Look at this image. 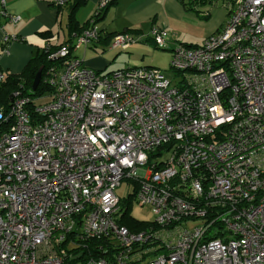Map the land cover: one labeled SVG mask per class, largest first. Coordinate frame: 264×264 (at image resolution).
Segmentation results:
<instances>
[{
	"label": "built area",
	"instance_id": "built-area-1",
	"mask_svg": "<svg viewBox=\"0 0 264 264\" xmlns=\"http://www.w3.org/2000/svg\"><path fill=\"white\" fill-rule=\"evenodd\" d=\"M229 3L221 28L172 50L173 78L86 65L72 52L100 40L93 18L51 54L65 62L47 91L13 93L0 108V264H264V0ZM0 13L21 19L6 0ZM150 38L167 49L174 34L154 25ZM142 41L122 31L111 47ZM124 179L152 208L137 230L121 222Z\"/></svg>",
	"mask_w": 264,
	"mask_h": 264
},
{
	"label": "crops",
	"instance_id": "crops-1",
	"mask_svg": "<svg viewBox=\"0 0 264 264\" xmlns=\"http://www.w3.org/2000/svg\"><path fill=\"white\" fill-rule=\"evenodd\" d=\"M100 1L86 0L72 10L71 2L57 7L54 0H6L8 13L19 15L21 19L14 23L0 13V67L8 73H21L39 50L71 40V21L82 26L95 15ZM222 1L221 14L214 9L218 0H191L188 6L181 0H114L98 21L102 28L100 40L87 48L81 45L73 49V54L81 57L90 67L111 72L105 71L109 65L106 51L120 50L111 47L113 35L129 31L143 35L146 39L144 42L153 43L150 32L154 25L174 34L172 46L167 48L172 54L178 43H202L208 35L225 24L230 3L229 0ZM43 32L50 35L44 36ZM6 37L12 39L4 43ZM133 47L132 44L127 50Z\"/></svg>",
	"mask_w": 264,
	"mask_h": 264
},
{
	"label": "rangeland",
	"instance_id": "rangeland-1",
	"mask_svg": "<svg viewBox=\"0 0 264 264\" xmlns=\"http://www.w3.org/2000/svg\"><path fill=\"white\" fill-rule=\"evenodd\" d=\"M223 1L218 0L215 10L223 13ZM209 5L206 7L208 8ZM198 43L200 41H197ZM169 47L172 46V42L168 43ZM133 49L130 50H107L109 56V65L105 71H116L122 68L138 67V66H157L164 70L167 77H175V71L171 67V52L168 49H162L154 45L151 42H139L133 43ZM113 51V52H112ZM45 100V99H41ZM136 184L132 179H124L121 185L117 188V193L122 198L124 207L127 208L130 218H134L137 222H141L144 225L148 221L153 220V212L150 205H140L136 202L135 197H130L129 194L133 193ZM142 228V227H140ZM77 264H81L78 262Z\"/></svg>",
	"mask_w": 264,
	"mask_h": 264
},
{
	"label": "trees",
	"instance_id": "trees-1",
	"mask_svg": "<svg viewBox=\"0 0 264 264\" xmlns=\"http://www.w3.org/2000/svg\"><path fill=\"white\" fill-rule=\"evenodd\" d=\"M185 5L188 6V3H190L189 0L188 2L186 0H181ZM192 1H199V2H211L213 0H192ZM73 3L72 4V10H75L79 5L84 4L86 0H69L68 3ZM114 2V0H110L108 5L110 3ZM107 5V6H108ZM107 8V7H106ZM106 8L103 10L101 14L94 15L91 19L95 18V20L98 22L99 19L102 17L104 14V11ZM197 11V10H196ZM90 19V20H91ZM90 20H88L86 23H84L82 26H78L77 23L74 21H71L69 24L70 28V34H71V40H68L64 43H68L72 41V34L74 32H81L83 31L86 27L90 25ZM44 36L50 35L48 32H43L42 33ZM63 43L54 46L50 45L48 48H44L43 50H39L37 54L32 57V59L28 62L26 67L21 73H8L6 76V79L3 81V83L0 85V108L4 107L7 110L11 106V98L14 92L16 91H21L26 95H41L45 91H47L50 87L46 84L44 81V77L47 73V71L52 68V67H61L63 66L65 62V58L62 57H56L52 58L51 54L57 51L59 47ZM73 54V52H72ZM74 55V54H73ZM43 67V72H42V79L41 82L37 88L36 91L32 92V84L34 82V79L36 77V74L38 73V70ZM121 222L128 227H130L133 230L139 229V227H145L148 224H143L141 222H137L136 219L130 218V215H128V212L124 215L122 218ZM148 223V222H147Z\"/></svg>",
	"mask_w": 264,
	"mask_h": 264
},
{
	"label": "water",
	"instance_id": "water-1",
	"mask_svg": "<svg viewBox=\"0 0 264 264\" xmlns=\"http://www.w3.org/2000/svg\"><path fill=\"white\" fill-rule=\"evenodd\" d=\"M42 72H43V67H41V68L38 70V73L36 74V77H35L34 82H33V84H32V89H33L34 91L37 90V88H38V86H39V84H40V82H41V79H42Z\"/></svg>",
	"mask_w": 264,
	"mask_h": 264
}]
</instances>
